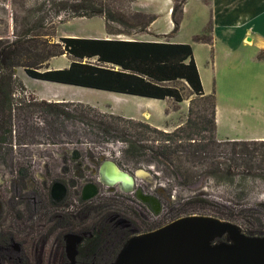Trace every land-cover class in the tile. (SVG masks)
Returning a JSON list of instances; mask_svg holds the SVG:
<instances>
[{
	"label": "trees",
	"instance_id": "obj_1",
	"mask_svg": "<svg viewBox=\"0 0 264 264\" xmlns=\"http://www.w3.org/2000/svg\"><path fill=\"white\" fill-rule=\"evenodd\" d=\"M132 5L135 0H127ZM172 33L179 30L183 8L188 0H171ZM209 6L210 0H201ZM118 0H43L32 8L22 9L26 16L0 17V143L11 139L15 95L24 86L17 77L23 70L31 79L105 90L156 100L185 99L175 83H183L192 92L188 117L172 131L148 123L104 114L79 103L31 102L27 113L39 110L55 120L80 123L90 128L103 142L127 144V159L160 165L183 189L211 180L234 187L239 201L248 196L249 185L264 184V140H223L216 138V97L206 95L189 44L140 41L88 40L60 38L54 40L55 22L76 18L101 17L109 34L122 35L110 25L127 27L129 32L146 33L156 20L130 10L125 15L114 11ZM21 8V7H20ZM138 21L136 24L135 22ZM210 23L193 38L211 44ZM2 31V32H1ZM51 31V33H50ZM126 35V34H124ZM67 55L68 69L47 70L50 59ZM94 61V62H92ZM195 104L200 106L196 112ZM35 109V110H34ZM229 206L205 195L195 194L183 203L182 210H202L215 218L242 227L264 225V200L252 205ZM241 204V205H240Z\"/></svg>",
	"mask_w": 264,
	"mask_h": 264
},
{
	"label": "rangeland",
	"instance_id": "obj_2",
	"mask_svg": "<svg viewBox=\"0 0 264 264\" xmlns=\"http://www.w3.org/2000/svg\"><path fill=\"white\" fill-rule=\"evenodd\" d=\"M43 0H0V17L11 18L13 13L18 15V18L26 16V11L22 9V6L26 9L32 8L36 3H40ZM142 3L153 2L150 0H141ZM114 11L125 15L126 19L130 17V10L132 11V5L127 0H118V3L113 4ZM21 7V8H20ZM128 16V17H127ZM200 14L192 11L191 15L187 19L181 35L178 37L167 33L173 41L179 39H188L190 41V32H195V35H199L200 28L199 19ZM60 18L55 22L59 23ZM128 21L132 22L130 19ZM70 21V20H69ZM138 21L135 22V24ZM113 31L120 32L121 39H133V40H169V36H156L153 32L149 35H143L138 30L129 32L127 36V27L113 24L110 25ZM157 33H164L167 29L165 19L160 16L158 22L155 25ZM0 30H3L0 28ZM61 33L63 35H69L67 38L86 39L82 38L87 35H99L105 33V25L103 20H76L74 22H65L62 25ZM2 32V31H1ZM51 33V31H50ZM126 34V35H124ZM74 36V37H71ZM53 39L56 41V33H54ZM243 50V48H241ZM201 53L198 52V55ZM235 73H243L242 76L229 77L226 80L218 79L217 86L219 93L214 89L215 83L211 81L210 90L214 91L216 97V107L218 108L219 115V130L216 132V138L219 141L233 138L237 140H248L256 136H264V63L259 67L255 64L236 63L234 66ZM240 70V71H238ZM17 77L23 78L25 85L29 89L36 91H50L48 83L35 81L25 75L23 70L17 71ZM209 79L207 82H209ZM22 83V82H21ZM175 87L180 89L184 101L176 103L172 99L169 101H152L150 104H145L149 100L143 99L142 104L136 105L135 102L128 103L121 101L115 106L117 113L127 115L131 112L138 117H145L149 114L148 120L155 126H167L166 131H172L175 127L183 124L188 117V109L190 106V100L194 98L192 92L182 82L175 83ZM97 99L101 103L113 104L111 98L102 96ZM91 99V98H89ZM15 108L12 112V128L11 139L6 143H0V166L4 170H8V164L21 163L20 156H29L31 160L24 163L28 167H34L36 172L42 171L43 165L54 164L57 160V153L62 148L70 149L72 146L77 149L82 155L83 160H86L89 155L93 156L97 161V165L102 160H111L116 162L123 170L130 174L136 175V184L147 189H151L153 193L163 195L162 201L164 204V210L161 216L153 224L154 226H164L180 217L199 215L210 216L211 213L202 210L185 211L182 210V205L191 196L205 195L214 200H217L221 204L229 206V201L232 200L236 205L240 202L242 205H252L256 202L264 200V184L258 183L248 186V196L239 201L235 196L236 190L234 187L220 185L206 180L200 184L183 189L177 185L175 180L165 171L160 165L155 163L146 162V158H142L138 161L135 159H127L125 150L127 144L123 142H103L101 139L96 138L90 128L82 126L80 123L65 122L61 125V120H55L51 115H45L39 110L35 112H29L33 108H27L29 103L39 102L35 100L30 91H27L24 87V91L18 90L15 95ZM94 101V100H92ZM200 106L195 104L196 112L199 111ZM116 116V115H115ZM122 117V116H121ZM175 126V127H174ZM174 127V129H171ZM27 145V146H25ZM19 160V161H18ZM3 168H0L3 170ZM142 171L143 175L140 176L138 172ZM4 178H8V174L4 172ZM240 204V205H241ZM243 231L247 235L264 237V225L259 226H246L242 225Z\"/></svg>",
	"mask_w": 264,
	"mask_h": 264
},
{
	"label": "flooded vegetation",
	"instance_id": "obj_3",
	"mask_svg": "<svg viewBox=\"0 0 264 264\" xmlns=\"http://www.w3.org/2000/svg\"><path fill=\"white\" fill-rule=\"evenodd\" d=\"M20 157L8 170L0 166V264H115L133 237L162 227L153 224L163 195L136 181L133 192L106 185L100 168L108 160H83L72 146L36 172L24 163L31 157ZM139 192L156 198L159 209L139 202Z\"/></svg>",
	"mask_w": 264,
	"mask_h": 264
},
{
	"label": "crops",
	"instance_id": "obj_4",
	"mask_svg": "<svg viewBox=\"0 0 264 264\" xmlns=\"http://www.w3.org/2000/svg\"><path fill=\"white\" fill-rule=\"evenodd\" d=\"M153 2L142 3L141 0H135L132 4V11L143 13L147 15H153L156 17V20L150 25L146 33H141L143 35H149L153 32L156 36H169V40H133V39H121L120 35L109 34L106 31L105 33H100L99 35H87L82 38L88 40H119V41H140V42H157V43H171V44H189L192 47L194 61L200 76V80L203 86L204 93L210 95L214 93L210 90V82L215 83L214 89L219 93L217 86L218 79L226 80L229 77L242 76L243 73H235L234 66L236 63L246 64H255L258 67L264 63V0H210L209 6L205 5L201 0H188L183 8V18L179 27V30L176 33L173 31V23L171 20V10H172V1L171 0H150ZM195 11L200 14L199 25L200 33L202 34L207 25L210 23L211 29V44L207 43H198L193 41L195 32H190L189 40L188 39H179L173 41L170 38V35H166L171 32L175 36H179L182 33V29L191 15V12ZM162 16L167 24V29L164 33H157L155 30V25L158 22L159 17ZM103 20L104 25L105 21L101 17H93L90 19L86 18H76L66 22H74L76 20ZM65 22L57 23L56 25V38H67L69 35H63L61 33L62 25ZM199 34V35H201ZM128 36V35H127ZM74 37V36H71ZM244 46V49L241 51ZM198 52L201 54L198 55ZM72 60L67 55H62L60 57H55L49 60L47 64V70H63L70 67ZM94 62V61H92ZM240 71V70H238ZM27 76V75H26ZM28 77V76H27ZM31 79V78H30ZM211 79L209 82H207ZM35 80V79H32ZM23 86L27 91H30L37 101H46L49 103H79L88 105L97 109L99 112L104 114H112L116 116H122L126 119H132L136 121H142L148 123L152 127L166 131L167 126H155L151 124L148 120L149 114H146L145 117H138L136 114L131 112L127 115L122 113H117L115 111V106L118 105L121 101H126L131 103L135 102L136 105L142 104V100H149L144 102L145 104H150L152 101H169L166 100H156L140 96L128 95L114 93L105 90H98L92 88H86L81 86L66 85L48 81H40L48 83L50 86V91H36L34 89H29L23 78L20 79ZM106 96L111 98L113 104L110 103H101L93 99L92 97H102ZM91 98V99H89ZM94 100V101H92ZM217 106V105H216ZM219 115L218 108L216 107V124H217V134L219 130ZM175 127V126H174ZM171 127V129H174ZM176 128V127H175ZM225 140H237L233 138ZM248 140H264V136H256Z\"/></svg>",
	"mask_w": 264,
	"mask_h": 264
},
{
	"label": "water",
	"instance_id": "obj_5",
	"mask_svg": "<svg viewBox=\"0 0 264 264\" xmlns=\"http://www.w3.org/2000/svg\"><path fill=\"white\" fill-rule=\"evenodd\" d=\"M100 177L106 185L133 192L136 175L111 160L101 166ZM94 194L92 188L85 200ZM136 198L145 205L153 201L159 209L152 196L139 192ZM115 264H264V237L247 235L241 226L215 217L185 216L133 237Z\"/></svg>",
	"mask_w": 264,
	"mask_h": 264
}]
</instances>
